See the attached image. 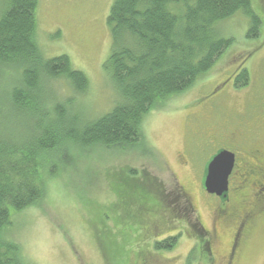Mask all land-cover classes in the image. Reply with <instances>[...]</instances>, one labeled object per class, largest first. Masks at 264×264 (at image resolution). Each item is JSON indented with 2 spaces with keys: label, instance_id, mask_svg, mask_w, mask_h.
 Segmentation results:
<instances>
[{
  "label": "rangeland",
  "instance_id": "rangeland-1",
  "mask_svg": "<svg viewBox=\"0 0 264 264\" xmlns=\"http://www.w3.org/2000/svg\"><path fill=\"white\" fill-rule=\"evenodd\" d=\"M38 1L37 37L44 56L67 55L75 69L86 73L90 86L77 100L89 118L109 112L117 94L104 64L111 53L108 17L115 0ZM254 6L264 21V0H254ZM221 28L234 44L190 89L146 115L145 146H71L57 154L59 165L48 175L45 196L12 213V236L29 264H186L190 251L199 245L188 235L175 249L156 251L151 242L134 243L143 235L121 234V225L129 228L139 218V207L120 200L114 190L128 168L146 170L165 186L179 183L186 190L209 231L206 257L200 253L193 264H264V200L258 196L264 198V189L248 184L239 195L241 183L234 177L226 217L221 199L203 184L207 163L220 149L238 153L243 167L258 165L246 152L259 148V164L264 162V24L258 39L247 38L248 18L241 13ZM243 67L250 71V84L237 88L236 74ZM53 84L62 96L71 92L64 79ZM237 132L242 143L236 148L229 136ZM245 211L252 218L245 221L232 250L239 216ZM155 215H142L144 231L150 229L161 239L177 230L161 221L153 225Z\"/></svg>",
  "mask_w": 264,
  "mask_h": 264
},
{
  "label": "trees",
  "instance_id": "trees-1",
  "mask_svg": "<svg viewBox=\"0 0 264 264\" xmlns=\"http://www.w3.org/2000/svg\"><path fill=\"white\" fill-rule=\"evenodd\" d=\"M38 5V0H0V264H29L13 239L12 213L45 196L48 175L59 165L57 154L71 146H145L146 115L190 89L234 44L233 37L224 35L223 22L245 15L248 39L262 37L264 24L254 0H115L108 17L111 53L104 68L117 98L109 112L92 119L77 100L89 89L86 73L75 69L67 55L46 58L39 46ZM60 79L71 90L67 95L53 88ZM250 79L249 69H239L235 87L248 86ZM120 179L117 197L139 207V218L129 228L121 225V234L145 237L129 240L127 247L151 242L156 251H171L188 235L199 245L186 264L200 253L206 257L209 231L179 183L165 186L136 168L125 170ZM147 212L156 214L153 225L161 221L177 230L161 239L144 231Z\"/></svg>",
  "mask_w": 264,
  "mask_h": 264
},
{
  "label": "flooded vegetation",
  "instance_id": "flooded-vegetation-1",
  "mask_svg": "<svg viewBox=\"0 0 264 264\" xmlns=\"http://www.w3.org/2000/svg\"><path fill=\"white\" fill-rule=\"evenodd\" d=\"M239 130L242 131V128H239ZM240 134H241V132L240 133L237 132V133H234L233 136H229L231 138V140L234 142L233 146L236 148L239 147L240 143H242V138H241ZM235 142H237V143H235ZM235 144H237L238 146ZM246 153H248L249 155H252V157H255L258 165L250 166V165L246 164L243 167H239V164H238L239 154L235 153L236 154V165H235V168L233 170V173L230 176V192H231V181H232V179L234 177H236V179H237V177H238L237 180H240L241 186L239 187V190H236V191L239 193V195H244L242 192L243 186H246V185L248 186V184H249V187H252L255 190V189L261 188V185L264 183V162H262V166L259 164L261 162V158H262L261 150L258 148V149H254L253 152H246ZM258 156H260V158H258ZM257 191H256V193H257ZM230 201H231V197L229 198L228 201L223 203L225 205V207L228 205V203ZM228 208H229V206H227V208H225V211H224L225 215L227 213L226 217H228L230 215V209H228ZM249 215L250 214L245 211L242 215L239 216L240 221L237 225V228H236V231L234 234L233 249L232 250L235 249V245H237L239 242L240 233H241L242 229H244Z\"/></svg>",
  "mask_w": 264,
  "mask_h": 264
},
{
  "label": "water",
  "instance_id": "water-1",
  "mask_svg": "<svg viewBox=\"0 0 264 264\" xmlns=\"http://www.w3.org/2000/svg\"><path fill=\"white\" fill-rule=\"evenodd\" d=\"M236 165V154L220 149L207 163L203 184L211 194H216L223 203L230 198V176Z\"/></svg>",
  "mask_w": 264,
  "mask_h": 264
},
{
  "label": "bare ground",
  "instance_id": "bare-ground-1",
  "mask_svg": "<svg viewBox=\"0 0 264 264\" xmlns=\"http://www.w3.org/2000/svg\"><path fill=\"white\" fill-rule=\"evenodd\" d=\"M138 147V146H137Z\"/></svg>",
  "mask_w": 264,
  "mask_h": 264
}]
</instances>
